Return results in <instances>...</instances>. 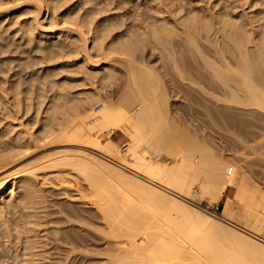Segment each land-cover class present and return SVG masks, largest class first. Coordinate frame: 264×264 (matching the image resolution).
<instances>
[{"label":"bare ground","instance_id":"1","mask_svg":"<svg viewBox=\"0 0 264 264\" xmlns=\"http://www.w3.org/2000/svg\"><path fill=\"white\" fill-rule=\"evenodd\" d=\"M200 114L261 138L264 0H0V264H264V192Z\"/></svg>","mask_w":264,"mask_h":264},{"label":"rangeland","instance_id":"2","mask_svg":"<svg viewBox=\"0 0 264 264\" xmlns=\"http://www.w3.org/2000/svg\"><path fill=\"white\" fill-rule=\"evenodd\" d=\"M189 6H190V4H189ZM147 53H150V52L147 51ZM173 100H175V99H173ZM176 100H177V102L179 100L180 101L179 103H181V101H182L180 99H176ZM181 111L178 109V112H181ZM181 114L184 116L183 111L181 112ZM182 115H180V113H179V115H177V116L179 118L180 116L182 117ZM183 119L181 120L182 121L181 124H183V121H184ZM196 119H198L197 121H195L197 127L200 126V127H198L199 130L196 128L197 131H195V133L196 132L199 133V134L196 133L197 137L199 135V137H198L199 139L204 141L207 145H209V147H211L215 150L221 151V153H224L225 156L227 154H228L227 156H229V155L231 156V154L237 156L236 158H233L234 156H232L233 160L230 157H227V158H230V160H231L230 162L232 163V165L234 163L238 167V169L240 170L239 175L241 177H242V175H244V177L246 176L247 179L250 180V184L252 183L255 186L257 185L264 192V132L262 130H260L262 132H260V131L256 132V134L260 135V137H261V138H259L260 140L257 138V140H259L258 142H256L257 140H255V142L252 141V143L248 142V144H243L245 142H242V143L237 142L241 138L237 135L239 132L236 133L235 129H234L235 134L240 138L238 140L236 139L237 141L233 140L235 135L233 134L234 130L232 128L230 129V128L226 127V125H225V127L227 129L224 128V126H222L223 124L222 125L218 124L216 121H214L211 117H208L206 114H202V115L200 114V115L196 116ZM187 122L185 124V127H186V125H188L190 123V121H189V123H187ZM195 122H193V123H195ZM191 124H189L190 128L191 127H194V128H191V130L189 128V130L192 132V129L195 130V124H194V126ZM183 126H184V124H183ZM187 127H189V126H187ZM229 130H232L233 133ZM237 136H235V137H237ZM124 147H126V145H124ZM57 149H61V147L59 145H52V144L51 145H43L42 147L34 150L30 155H28L27 157L18 161L16 164H14L13 166H11L8 169L14 170L18 167L24 166V165L31 163V162H39V161L43 160L44 157H47L48 154H50V153L52 154V152L58 151ZM228 161H229V159H228ZM64 170L65 171L68 170L66 172L73 175V173H70L73 171L72 168H67ZM241 173H242V175H241ZM85 185L83 184L82 186H85ZM61 186L65 187L63 189L67 190L66 188L69 189L70 186L73 187V184L61 183ZM84 188L88 192V195L92 196V199H91V197L89 198L88 196H87L88 198L86 197L85 199L86 200L88 199V201L93 200L95 197H93L94 195H93L92 191H90L88 186L83 187V189ZM87 188L89 191L87 190ZM232 190H233V193H235V189L233 188ZM86 191H85V193H86ZM89 192H90V194H89ZM85 196H86V194H85ZM213 201H215V200H213ZM213 201L211 202V205H212V207L210 208L211 210L210 209H207V210L212 212L213 209L219 208L218 213H221V211H223V209L225 207L224 200L219 199V200H216L215 202H213ZM201 202L203 203V204L201 203L202 206H204V207L208 206V203L206 201H201ZM204 203L206 204V206Z\"/></svg>","mask_w":264,"mask_h":264},{"label":"built area","instance_id":"3","mask_svg":"<svg viewBox=\"0 0 264 264\" xmlns=\"http://www.w3.org/2000/svg\"><path fill=\"white\" fill-rule=\"evenodd\" d=\"M210 209V208H209ZM211 210V209H210ZM211 212V211H210ZM212 212H215L216 214H218V212H219V208H215V209H213V211Z\"/></svg>","mask_w":264,"mask_h":264}]
</instances>
